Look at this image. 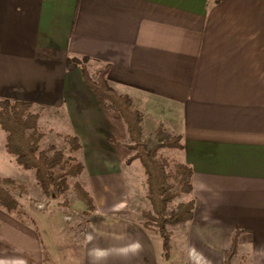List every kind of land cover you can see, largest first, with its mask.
I'll use <instances>...</instances> for the list:
<instances>
[{
    "label": "crops",
    "instance_id": "1",
    "mask_svg": "<svg viewBox=\"0 0 264 264\" xmlns=\"http://www.w3.org/2000/svg\"><path fill=\"white\" fill-rule=\"evenodd\" d=\"M71 57L89 58L94 79L109 67L149 146L162 124L182 137L194 219L170 230L184 236L183 261L192 245L228 264L236 239L230 264H264V0H0V102L32 104L46 138L82 146L81 182L97 207L85 264H163L161 240L141 223L149 208L140 175L131 196L125 171L139 160L126 163L127 127L80 68L67 69ZM6 142L0 133V177L16 181ZM166 260L178 261L173 248ZM43 263L39 234L0 208V264Z\"/></svg>",
    "mask_w": 264,
    "mask_h": 264
},
{
    "label": "trees",
    "instance_id": "2",
    "mask_svg": "<svg viewBox=\"0 0 264 264\" xmlns=\"http://www.w3.org/2000/svg\"><path fill=\"white\" fill-rule=\"evenodd\" d=\"M89 63L90 59L87 57H71L67 61V69L72 71L80 68L89 88L105 101L106 109L122 117L129 135V143L125 146L134 153L126 163L139 160L146 175L151 209L142 213L141 223L146 231L162 241L163 257L170 259L173 248V233L170 228L191 223L194 219L195 201L191 199L179 204L177 210L170 215L168 207L179 197L193 194L194 172L184 163L162 158L160 151L183 150L182 137L160 129L155 135L156 145L149 146L143 139L141 114L132 109L129 97L120 94L109 84V67H104L94 79L89 73ZM40 118V114L34 112L30 103L8 100L0 102V128L7 134V153L15 158L20 167L35 172L44 196L56 200L72 188L77 200L85 206L84 215L91 217L97 211L93 196L79 181L71 186V181L82 178L86 171L85 163L80 157L82 146L79 139L75 136L65 137L68 151L56 145L43 147L42 141L46 139V134L40 127ZM17 188L25 191V187L16 181L0 177V208L14 217L22 207L13 194ZM237 250L238 242L235 239L228 254V264Z\"/></svg>",
    "mask_w": 264,
    "mask_h": 264
},
{
    "label": "rangeland",
    "instance_id": "3",
    "mask_svg": "<svg viewBox=\"0 0 264 264\" xmlns=\"http://www.w3.org/2000/svg\"><path fill=\"white\" fill-rule=\"evenodd\" d=\"M90 66L91 65L88 64L89 73L91 77L94 78L95 73ZM166 116L171 117V114L167 112ZM166 123H168V121H166ZM162 126L163 127L161 129L169 130L166 124H162ZM0 133H4L1 128ZM54 135H48L47 138L42 141V146L46 147L50 144H55L59 148L66 149L68 151V144L62 139L56 138ZM148 141L152 142L151 140ZM155 143H157L156 139ZM160 156L168 159L169 161H181L180 152L176 150L163 149L160 151ZM15 165V169L13 170L11 168L9 170V174L11 178H14L17 181V184L25 187V191L20 188L13 191L14 196L19 200L22 206L19 213L16 214V217L28 226H31V228L39 234L43 250V264H85V236L90 217H86L84 215L85 206L77 200L73 189L71 188L68 193L56 200L46 197L38 185L35 178V172L25 170L17 163ZM125 172L127 178L131 180V183H129L131 196L134 195L132 175L134 174L137 179H139V175L140 178H143L144 183L141 186V182L140 186L142 187L141 190L145 195L146 205L150 210L151 206L148 199V188L145 182L146 175L141 162L137 161L132 166H127ZM81 179L82 178L72 180L71 186L75 181L81 182ZM187 201H189V197L183 195L171 202L168 207L169 215L177 210L179 204ZM183 225L187 227L191 224L184 223ZM175 229L176 233L172 237L174 259L175 261L178 260L175 264H186L183 261V251L185 250L187 244L184 242L185 240L182 233H179L181 229L175 227L174 231ZM162 263L166 264L167 260L164 259Z\"/></svg>",
    "mask_w": 264,
    "mask_h": 264
},
{
    "label": "clouds",
    "instance_id": "4",
    "mask_svg": "<svg viewBox=\"0 0 264 264\" xmlns=\"http://www.w3.org/2000/svg\"><path fill=\"white\" fill-rule=\"evenodd\" d=\"M129 249L132 252H139L141 249V245L139 242H136L129 246ZM188 258V264H211V261L195 246H188L186 252Z\"/></svg>",
    "mask_w": 264,
    "mask_h": 264
}]
</instances>
